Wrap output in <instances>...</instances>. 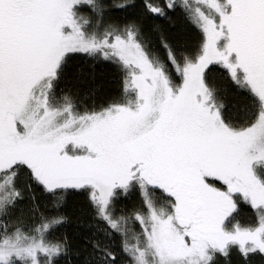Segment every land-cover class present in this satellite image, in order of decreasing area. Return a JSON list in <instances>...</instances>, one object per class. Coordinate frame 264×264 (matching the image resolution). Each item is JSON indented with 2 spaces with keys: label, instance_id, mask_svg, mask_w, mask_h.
<instances>
[{
  "label": "snow or ice",
  "instance_id": "obj_1",
  "mask_svg": "<svg viewBox=\"0 0 264 264\" xmlns=\"http://www.w3.org/2000/svg\"><path fill=\"white\" fill-rule=\"evenodd\" d=\"M70 195L85 264H264V0H0V264H60Z\"/></svg>",
  "mask_w": 264,
  "mask_h": 264
},
{
  "label": "trees",
  "instance_id": "obj_2",
  "mask_svg": "<svg viewBox=\"0 0 264 264\" xmlns=\"http://www.w3.org/2000/svg\"><path fill=\"white\" fill-rule=\"evenodd\" d=\"M139 3V0H136ZM156 23L166 25L167 21L160 19ZM161 56L163 53H160ZM84 72L96 74V83L105 84L109 69L106 65L96 64L89 67L87 63L84 64ZM36 196L38 199L43 200L44 194L38 189L36 190ZM50 199V198H49ZM65 211L69 219L66 224L62 225L57 230V235L66 234L69 238V251L61 258L60 264H85V257L92 251L91 240L100 239L103 240V233L97 230V225L91 221V217L87 214H82L80 211V198L70 195L68 197L67 204L65 205ZM79 253V254H77ZM251 264H260V257H250ZM217 264H245L243 256L233 248L228 257L218 256Z\"/></svg>",
  "mask_w": 264,
  "mask_h": 264
}]
</instances>
